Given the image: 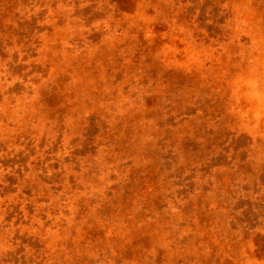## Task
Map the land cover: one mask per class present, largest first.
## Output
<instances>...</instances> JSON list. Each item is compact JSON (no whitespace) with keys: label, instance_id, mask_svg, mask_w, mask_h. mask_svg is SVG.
<instances>
[{"label":"rangeland","instance_id":"1","mask_svg":"<svg viewBox=\"0 0 264 264\" xmlns=\"http://www.w3.org/2000/svg\"><path fill=\"white\" fill-rule=\"evenodd\" d=\"M0 264H264V0H0Z\"/></svg>","mask_w":264,"mask_h":264}]
</instances>
